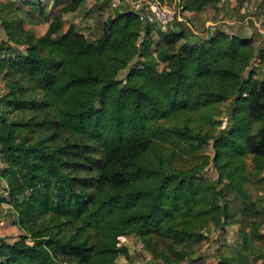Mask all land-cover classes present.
Wrapping results in <instances>:
<instances>
[{
    "label": "trees",
    "instance_id": "trees-1",
    "mask_svg": "<svg viewBox=\"0 0 264 264\" xmlns=\"http://www.w3.org/2000/svg\"><path fill=\"white\" fill-rule=\"evenodd\" d=\"M179 1L195 14L222 2ZM111 2L0 1V203L22 231L0 235V264H195L210 227L215 264H264V79L251 67L264 48L190 17L162 30L122 3L93 37L63 17ZM209 165L216 179L200 175ZM120 237L142 245L140 262Z\"/></svg>",
    "mask_w": 264,
    "mask_h": 264
},
{
    "label": "rangeland",
    "instance_id": "rangeland-1",
    "mask_svg": "<svg viewBox=\"0 0 264 264\" xmlns=\"http://www.w3.org/2000/svg\"><path fill=\"white\" fill-rule=\"evenodd\" d=\"M2 3H7L11 1H15L16 4L21 2V0H0ZM94 0H85V8L89 7ZM22 11L29 10L28 7L20 5ZM57 8H54L55 11ZM66 22H74L78 25V27L83 31L86 35L89 37H93L97 34V31L100 29V23L99 21L102 18H97L95 14L86 15L83 14L82 11H77L72 14H64L63 15ZM47 29V23L39 24L32 27V30L34 31V34L36 36H40L45 33ZM4 37L3 28L0 25V39ZM136 62V61H134ZM126 72L125 70H122L118 73V79L123 78L124 74ZM6 92V88L4 87V81L2 76H0V95ZM200 153H206L210 157L213 155V150L211 148V145L204 146L202 150H199ZM0 166H3V164L0 161ZM202 177L206 179H216L217 174L212 167V165L207 166L200 174ZM4 184L0 186V196L4 194ZM13 220V214L11 212V206L6 203H0V235L5 236L8 240L12 241L15 239H18L22 231L15 226L12 223ZM237 231H238V225L232 224L226 226V236L225 239L228 243L232 244L235 239H237ZM218 238V232L216 229L210 227L207 231L206 238L198 245V253L200 256V260L195 264H215L216 258H215V251L216 247L218 245V242L216 239ZM120 243H124L128 246H130V252L134 257L138 258V261L140 262V259L145 256V251L142 249V245L135 240L132 237H120ZM119 263L124 264L127 262L123 256H120L118 259Z\"/></svg>",
    "mask_w": 264,
    "mask_h": 264
},
{
    "label": "crops",
    "instance_id": "crops-1",
    "mask_svg": "<svg viewBox=\"0 0 264 264\" xmlns=\"http://www.w3.org/2000/svg\"><path fill=\"white\" fill-rule=\"evenodd\" d=\"M135 1L138 0H112L107 9L101 13L91 14L102 18L100 23L116 5L122 3L131 6ZM187 14L205 28L209 27L211 30L219 28L229 33L252 37L258 48L261 46L264 48V0H243L240 3L237 0H222L215 9L208 7L200 13L187 12ZM251 67L255 70V77L264 79V60L260 53H257L253 59Z\"/></svg>",
    "mask_w": 264,
    "mask_h": 264
},
{
    "label": "built area",
    "instance_id": "built-area-1",
    "mask_svg": "<svg viewBox=\"0 0 264 264\" xmlns=\"http://www.w3.org/2000/svg\"><path fill=\"white\" fill-rule=\"evenodd\" d=\"M139 18L146 23H155L162 30L174 23L190 26L189 16L179 0L160 2L158 0H138L131 4Z\"/></svg>",
    "mask_w": 264,
    "mask_h": 264
}]
</instances>
